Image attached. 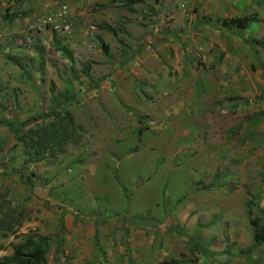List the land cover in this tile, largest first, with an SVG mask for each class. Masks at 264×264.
Masks as SVG:
<instances>
[{
  "label": "rangeland",
  "instance_id": "obj_1",
  "mask_svg": "<svg viewBox=\"0 0 264 264\" xmlns=\"http://www.w3.org/2000/svg\"><path fill=\"white\" fill-rule=\"evenodd\" d=\"M258 1L0 0V261L264 264Z\"/></svg>",
  "mask_w": 264,
  "mask_h": 264
},
{
  "label": "trees",
  "instance_id": "obj_2",
  "mask_svg": "<svg viewBox=\"0 0 264 264\" xmlns=\"http://www.w3.org/2000/svg\"><path fill=\"white\" fill-rule=\"evenodd\" d=\"M225 26H236L240 29H247L253 25V22L248 17L234 18L229 21H224ZM106 30L113 34L115 31L106 27ZM63 130H51V128L43 127L36 131H31L32 136L22 140L24 146L32 151L35 161H41L44 158L47 150H52L54 147L62 146L68 141L69 133L68 128ZM256 227V223L254 224ZM264 228V226L262 227ZM50 238L44 236L28 237L23 244L14 247V254L11 258H4L0 264H47L46 254L49 249Z\"/></svg>",
  "mask_w": 264,
  "mask_h": 264
},
{
  "label": "crops",
  "instance_id": "obj_3",
  "mask_svg": "<svg viewBox=\"0 0 264 264\" xmlns=\"http://www.w3.org/2000/svg\"><path fill=\"white\" fill-rule=\"evenodd\" d=\"M258 2H259V5H257V7H258L259 9H261L262 7L264 8V2H262L261 0H259ZM209 3L211 4L212 2H209ZM206 4H207V3H206ZM226 5L229 6L230 3L227 2ZM205 15H206V14H205ZM203 17H207V16H203ZM233 19H234V18H233ZM230 20H231V19H230ZM224 21H229V19L227 18V19H225ZM223 23H224V22H223ZM224 27L227 28L225 25H224ZM256 27H257L256 24H253V25H252V28H253V29H255ZM137 233H138V231H137ZM134 248H135V247H134ZM146 252H147V254H149L148 250H146ZM245 256H246V257H245V260H242V262H243V261H247V262H249L248 256H247V255H245ZM214 260L217 261V262L219 261L220 264H232V262H231V260H232V256H224V257H220L219 260L216 259V257H215ZM146 261H147V256L144 257V263H143V264H145ZM204 263H206V264H211V259H210V261H208V260L205 259V262H204ZM243 263H244V262H243ZM136 264H140V263H137V262H136ZM151 264H153V262H152ZM200 264H202V263H200ZM254 264H255V263H254Z\"/></svg>",
  "mask_w": 264,
  "mask_h": 264
}]
</instances>
